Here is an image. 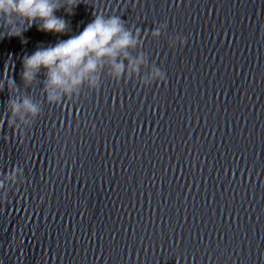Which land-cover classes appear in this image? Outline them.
Wrapping results in <instances>:
<instances>
[{
  "label": "water",
  "instance_id": "1",
  "mask_svg": "<svg viewBox=\"0 0 264 264\" xmlns=\"http://www.w3.org/2000/svg\"><path fill=\"white\" fill-rule=\"evenodd\" d=\"M96 10L140 29L128 51L146 62L120 80L105 65L97 89L49 104L42 74L21 80V57ZM73 11L71 33L0 38V177L23 170L0 188V264H264V0ZM153 66L165 79L141 85ZM25 96L40 113L13 129L9 101Z\"/></svg>",
  "mask_w": 264,
  "mask_h": 264
},
{
  "label": "clouds",
  "instance_id": "2",
  "mask_svg": "<svg viewBox=\"0 0 264 264\" xmlns=\"http://www.w3.org/2000/svg\"><path fill=\"white\" fill-rule=\"evenodd\" d=\"M79 3L81 0H0V38L18 37L24 44L27 41L23 33L33 25L39 32L71 33L70 22L65 17L72 16ZM60 10H63V15L56 14ZM164 28V23L159 24L152 29L151 36L159 37ZM141 35L139 28L126 27L119 15H105L96 10L80 31L52 44H38L30 54L23 55L20 78L24 84H30L42 74L46 101L49 104L61 103L62 98H75L82 86L97 89L100 85L98 71L105 65L108 75L115 80H120L122 75L137 73L146 57L143 53L132 57L128 50L139 43ZM177 41L184 44L182 36H175L171 38L170 45L175 46ZM164 79L163 71L153 66L140 84L148 86L153 81ZM6 83L12 87L15 81L9 79ZM8 107L10 113L6 123L13 129L18 125L12 117L27 123L26 116L36 117L40 113L39 106L26 96L19 101L10 100ZM22 171L16 166L6 170L0 177V188L5 181L14 182Z\"/></svg>",
  "mask_w": 264,
  "mask_h": 264
}]
</instances>
